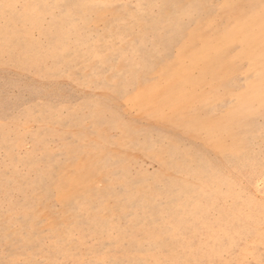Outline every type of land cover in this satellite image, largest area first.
<instances>
[{
  "label": "rangeland",
  "instance_id": "1",
  "mask_svg": "<svg viewBox=\"0 0 264 264\" xmlns=\"http://www.w3.org/2000/svg\"><path fill=\"white\" fill-rule=\"evenodd\" d=\"M0 264H264V0H0Z\"/></svg>",
  "mask_w": 264,
  "mask_h": 264
}]
</instances>
